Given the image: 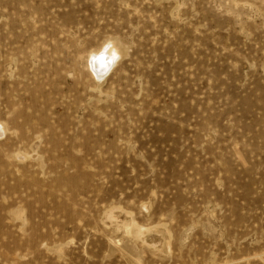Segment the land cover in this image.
I'll return each instance as SVG.
<instances>
[{"label":"rangeland","instance_id":"1","mask_svg":"<svg viewBox=\"0 0 264 264\" xmlns=\"http://www.w3.org/2000/svg\"><path fill=\"white\" fill-rule=\"evenodd\" d=\"M0 264H264V0H0Z\"/></svg>","mask_w":264,"mask_h":264},{"label":"clouds","instance_id":"2","mask_svg":"<svg viewBox=\"0 0 264 264\" xmlns=\"http://www.w3.org/2000/svg\"><path fill=\"white\" fill-rule=\"evenodd\" d=\"M122 58L123 54L117 42L111 38L107 39L98 49L89 53L87 70L98 83H102Z\"/></svg>","mask_w":264,"mask_h":264}]
</instances>
